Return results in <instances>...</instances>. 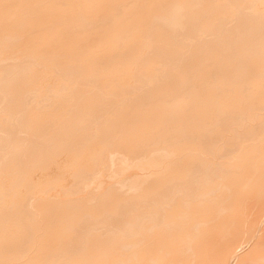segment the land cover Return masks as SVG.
Wrapping results in <instances>:
<instances>
[{
  "label": "bare ground",
  "instance_id": "1",
  "mask_svg": "<svg viewBox=\"0 0 264 264\" xmlns=\"http://www.w3.org/2000/svg\"><path fill=\"white\" fill-rule=\"evenodd\" d=\"M0 264H264V0H0Z\"/></svg>",
  "mask_w": 264,
  "mask_h": 264
}]
</instances>
